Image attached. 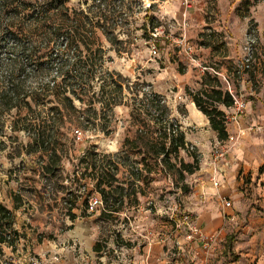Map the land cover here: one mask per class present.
Wrapping results in <instances>:
<instances>
[{"label":"rangeland","instance_id":"obj_1","mask_svg":"<svg viewBox=\"0 0 264 264\" xmlns=\"http://www.w3.org/2000/svg\"><path fill=\"white\" fill-rule=\"evenodd\" d=\"M78 1L71 0V4L77 5ZM235 1L142 0L144 9L154 3L151 14L161 22L160 28L153 34L154 38L140 41L139 46L132 44V55L118 56L114 50H109L114 60L107 66L121 75L119 78L125 88L124 101L127 104L115 106L108 133L77 127L60 129L59 135L63 136L60 147L65 149V153L60 161L52 162L51 173L42 172L38 155L8 157L14 144L5 138L7 148L0 157V204L14 211L16 227L22 236L16 242L14 251L10 246L2 245L0 264H133L134 256L142 252L143 243L147 241L145 234L149 230L156 234V239L173 240L178 222L181 228L179 235L183 234L186 238L189 233L187 223H195L191 207L198 201H205L197 194L198 187L202 180L205 184L207 181L212 183L208 166L215 157L214 147L210 151L201 140L215 142V137L212 130L208 131L203 123L192 119L191 114L185 111L184 103L190 97L189 91H197L201 87L200 79L206 71H200L201 66L211 63L207 52L201 54L203 58L198 55L197 48L202 41L200 33L210 34L213 27H223L221 17L226 10H230V4H236ZM242 2L237 3L241 5ZM241 9L240 14H248L245 4ZM143 15L142 10L137 12L136 17ZM141 22L139 19L136 26ZM249 24L251 34H256L255 23ZM219 31V36L214 38L217 45L231 33L225 28ZM106 45V48L110 47ZM153 46L158 47V54L151 53ZM185 47H191V53ZM256 47L257 39L255 53ZM183 68L184 73L181 72ZM218 75L221 77V74ZM154 94L164 98L170 109L168 116L163 118L182 125L187 139L191 141L189 149L200 156V168L193 174H182L180 171V159L193 162L187 150L172 153L169 160L163 162V156L156 157L145 148L132 147L133 141L145 145L151 139L144 132L138 138L139 127L144 126L145 130L154 127L146 120L148 116L143 108L140 107L139 111L135 108ZM74 102L77 105L81 103L78 100ZM15 116V113L2 115L9 121ZM75 129L82 131L81 138L75 135ZM4 134H14L9 122ZM19 135L21 140H25L23 132ZM90 146L98 152L94 157L98 165L108 167L109 164L122 162L125 167L134 168L132 172L120 166L118 177L126 181L125 192L130 196L124 202L118 201L115 206L122 209L112 216H105L102 209L95 212L87 210L92 196L101 197L95 189L94 180L89 176L83 178L81 174L86 163H82L80 157ZM135 178L139 179L136 183ZM245 181L253 182L251 177ZM255 186L261 187V190L253 191L252 186L243 183L239 189L244 192L243 195L238 198L231 194L233 206L228 209L236 217L234 220L226 219L229 222L226 231L232 238L227 242V237L220 230L215 231L218 240L205 264H264V180L255 178ZM246 188H249L248 191ZM14 193L22 198L18 208H15ZM244 202L246 207L240 210ZM73 214H76V219L72 218ZM249 222H252L255 231L253 237L248 238L244 228ZM72 224L77 229H88L87 224H91L92 235L85 239L72 236ZM91 240L99 242L101 253L91 252ZM204 252L202 249V255H206Z\"/></svg>","mask_w":264,"mask_h":264},{"label":"trees","instance_id":"obj_2","mask_svg":"<svg viewBox=\"0 0 264 264\" xmlns=\"http://www.w3.org/2000/svg\"><path fill=\"white\" fill-rule=\"evenodd\" d=\"M244 4L249 13L253 1L243 0L237 8L240 12ZM153 7L154 3L144 9L142 0H79L77 5H72L71 0H0V157L7 148V137L14 144L8 157L38 155L42 172L51 173L52 162L60 161L65 153L60 147L63 141L60 129L77 127L108 133L115 106L127 104L121 75L107 66L114 60L109 50L118 56L132 55V44L139 46L140 41L153 39L161 26L160 19L151 14ZM142 10L144 15L136 17ZM139 19L142 22L136 26ZM216 36L219 33L214 30L210 34L200 33L201 44L211 45ZM105 42L110 47L106 48ZM220 45L224 46L225 41L221 40ZM189 95L209 118L219 140L227 139V114L220 105L231 107L234 99L224 90L218 73L206 69L201 87L189 91ZM165 102L159 94H154L135 108V111L143 108L148 116L146 120L154 128L139 127L138 138L144 132L151 139L145 145L133 141L132 147L145 148L156 157L163 156V162L172 153L187 150L193 162L180 159V171L193 174L200 168V156L189 149L191 142L181 125L163 118L170 110ZM7 113L16 116L9 121L2 117ZM8 122L14 133L9 136L4 134ZM20 132L25 140H21ZM97 153L91 146L87 147L80 157L86 163L81 174L94 180L105 204L102 213L112 216L122 209L115 206L118 201L124 202L130 196L125 192L126 181L118 177L120 166L125 165L122 162L108 167L98 165L94 159ZM125 168L134 170L133 166ZM263 169L262 166L260 170ZM138 180L135 178L134 183ZM13 198L18 208L22 198L17 193ZM21 236L14 211L0 204V254L3 244L14 251ZM231 238L228 234L227 242Z\"/></svg>","mask_w":264,"mask_h":264},{"label":"crops","instance_id":"obj_3","mask_svg":"<svg viewBox=\"0 0 264 264\" xmlns=\"http://www.w3.org/2000/svg\"><path fill=\"white\" fill-rule=\"evenodd\" d=\"M240 1L236 0V4H230V10L224 12V16L221 17L224 22L223 27H213L218 33L223 28L230 29L231 33L224 40L225 45H217V41L212 42L209 46L201 44L198 46L197 52L200 58H203L201 56L203 52H207L211 61L210 64L201 66L200 71L206 69L210 71L216 67L221 73L220 80L224 90L227 89L222 79L223 75L229 79L236 92L244 93L245 112L238 115L236 120L227 121L229 136L225 140H219L217 132L211 128L209 118L196 106L192 98L188 96L184 103L185 111L191 114L192 119L196 123H203L208 131L212 130L214 133L215 142L210 140L208 143L201 140V143L210 148V151L217 145L224 151L221 157L214 158L208 166L211 181L214 173H217L219 185L214 186L213 181L212 183L207 181L208 183L205 184V180H202L198 187L197 194L199 193L205 201H198L191 207V212L195 216L194 222L207 232L220 230L225 237L228 235L226 230L229 225L226 219L234 220L236 214L231 213L224 206V197L231 199V194H234L239 198L244 194L242 190H239L243 183H246V186H252L253 191L261 190V187L255 186V178L259 181L264 180V169L260 170L262 166L264 167V0L253 1L248 15L240 14L238 9H234L238 5L237 2ZM252 22L255 23L257 36L254 66L252 70H240L237 64L245 54V40L250 27L249 23ZM223 59L225 61L222 63ZM210 72L212 73V71ZM204 74L205 71L202 77ZM200 80L203 81V78ZM220 108L226 114L231 110L230 107L224 105H220ZM196 144L198 145V143ZM210 151L208 154L211 153ZM248 177H251L253 182L247 183L245 179ZM248 189L246 188L247 191ZM244 207H246V202L240 210H244ZM76 217L72 218L76 219ZM87 226L88 229L84 227L77 229L75 224H72L70 228L75 233L72 236L85 239L89 234L92 235L91 224H87ZM249 227L253 229L252 235H247ZM179 228L180 224L177 222L173 240L172 238L156 239L158 238L156 234L149 230L145 234L147 241L143 243L142 252L134 256L133 264H205V261L208 262L207 259L212 256V253L202 255L200 245L189 243L183 234L179 235L181 231ZM254 228L252 222L246 224L244 228L246 237H253ZM87 242L89 243V241ZM90 246L91 252L94 254L102 252L97 240H91ZM172 249L176 250L172 252ZM169 253L171 254L169 255Z\"/></svg>","mask_w":264,"mask_h":264},{"label":"built area","instance_id":"obj_4","mask_svg":"<svg viewBox=\"0 0 264 264\" xmlns=\"http://www.w3.org/2000/svg\"><path fill=\"white\" fill-rule=\"evenodd\" d=\"M257 36L254 34L252 35L251 33H247L246 40H245V45H244V50L245 54L241 58V60L238 62L237 67L240 70H252L254 61H255V48L254 44L256 43ZM188 53H191V47H185ZM159 50L158 47L153 46L151 48V53L152 54H158ZM215 73L220 72L216 71L215 69H212ZM224 81L226 83V89L230 92L232 95L234 102L233 105L230 107V111L227 114V121L229 120H236L238 115L242 114L245 112L246 109V100H245V95L243 92H236L229 81V79L225 76H223ZM259 128V127H257ZM75 135L78 138H81L82 136V131L80 129H75ZM224 151L221 149L220 146H215L214 147V153L215 157L214 158H219L221 157L224 153ZM212 181L214 186L219 185V180L216 176V173L212 176ZM224 206L227 208H231L233 206V202L231 199L224 197ZM103 199L100 196H92L89 199L88 202V207L87 210L89 212H95L98 210L103 209ZM188 228H189V233L187 234L186 238L187 241L190 243H198L202 249H204V253L206 255H209L213 250H214V245L218 240V233L217 232H207L204 231L201 227L196 225L195 223H187ZM253 229L251 227L248 228L247 230V235H252Z\"/></svg>","mask_w":264,"mask_h":264}]
</instances>
